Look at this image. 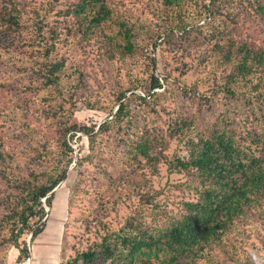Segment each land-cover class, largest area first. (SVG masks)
Segmentation results:
<instances>
[{
    "label": "trees",
    "instance_id": "obj_1",
    "mask_svg": "<svg viewBox=\"0 0 264 264\" xmlns=\"http://www.w3.org/2000/svg\"><path fill=\"white\" fill-rule=\"evenodd\" d=\"M63 2L0 0L2 86L9 90L11 82L17 94L21 88H33L51 92L56 99L59 94L63 97L68 65L59 43L70 31L85 37L99 33L111 57L136 53L140 24L124 13L125 4L122 9L119 0H70L64 9L59 5ZM159 5L170 10L163 19L170 28L177 29L182 40H191L196 56L205 63L206 74L215 75L217 67L228 66L218 92H224L226 103H231L207 130L188 137L184 156L168 158L157 134L134 133L127 160L152 166L163 161L170 170L185 171L187 179L178 186L193 195L176 201L174 207L165 203L157 211L154 208L148 213L150 220L145 211L129 215L118 229L104 231L66 264H255L254 257L248 255L254 249L243 238L245 223L264 222V33L249 30L243 15L253 9L264 14V0H159ZM149 26L144 33L149 32ZM148 58L155 68L156 59L150 51ZM149 80L150 88L144 94L132 91L127 96L135 87L121 91L117 110L97 131L95 125H79L69 117L63 123L65 134L56 162L44 170L40 181L19 185L21 196L12 202L11 220L5 221L8 225L0 220L2 227L10 228L9 240H3L19 248L20 260L29 255L20 242L26 229L32 240L44 229L41 220L47 212L42 198L52 205L51 191L67 177L73 159L62 157V153L73 151L67 132L84 131L93 144L95 135L133 118L138 108L151 110L160 94L155 88H162L163 82L153 71ZM26 81L29 85H24ZM190 90L197 95L195 86ZM45 112L51 118L58 116L52 109ZM81 162L78 158L77 163ZM147 183H141L144 191L151 190Z\"/></svg>",
    "mask_w": 264,
    "mask_h": 264
},
{
    "label": "rangeland",
    "instance_id": "obj_2",
    "mask_svg": "<svg viewBox=\"0 0 264 264\" xmlns=\"http://www.w3.org/2000/svg\"><path fill=\"white\" fill-rule=\"evenodd\" d=\"M63 1L59 5L65 9L70 0ZM119 5L140 24L135 54L111 57L99 33L85 37L70 31L59 43L68 65L63 97L59 94L56 99L51 92L33 88H21L17 94L11 82L9 90L0 84V220L8 222L12 202L21 196L19 185L40 181L44 170L56 162L68 117L79 125H95L97 131L117 110L121 91L135 87L127 96L132 91L144 94L150 88L152 71L163 82L162 88H155L160 94L154 108H138L133 118L100 131L93 144L84 131L67 132L73 151L62 153V157L73 159L66 179L57 185L52 205L42 198L47 212L41 220L44 229L34 240L26 229L20 242L29 255L20 260L19 248L3 240H9L10 228L2 222L0 264H66L104 231L118 229L129 215L145 211L150 220L154 208L157 211L165 203L174 207L176 201L193 195L188 188L178 186L187 179L185 171L170 170L163 161L157 166L143 165V161L130 163L132 136L140 130L157 134L168 158L187 155L188 137L207 130L231 103H226L224 92H218L228 66L217 67L215 75L206 74L205 63L196 56L191 40H182L180 32L163 20L170 10L159 5V0H119ZM243 16L249 30L264 33V14L253 9ZM60 18L63 23L64 15ZM148 26L149 32L144 33ZM148 51L156 59L155 68L150 65ZM191 86L198 89L196 96ZM49 109L58 116L45 114ZM78 158H82L81 163H77ZM146 180L152 191L142 189ZM144 198L148 201L143 202ZM244 227L243 242L254 249L248 255L254 257L255 264H264V222L245 223Z\"/></svg>",
    "mask_w": 264,
    "mask_h": 264
},
{
    "label": "water",
    "instance_id": "obj_3",
    "mask_svg": "<svg viewBox=\"0 0 264 264\" xmlns=\"http://www.w3.org/2000/svg\"><path fill=\"white\" fill-rule=\"evenodd\" d=\"M58 187L56 186L51 192H55ZM32 237V235H31Z\"/></svg>",
    "mask_w": 264,
    "mask_h": 264
}]
</instances>
